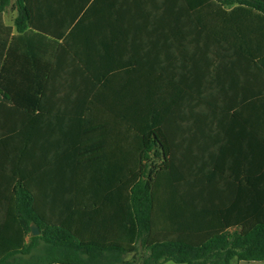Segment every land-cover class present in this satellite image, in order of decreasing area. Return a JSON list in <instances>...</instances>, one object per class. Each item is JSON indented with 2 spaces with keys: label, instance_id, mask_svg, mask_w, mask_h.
Returning a JSON list of instances; mask_svg holds the SVG:
<instances>
[{
  "label": "trees",
  "instance_id": "16d2710c",
  "mask_svg": "<svg viewBox=\"0 0 264 264\" xmlns=\"http://www.w3.org/2000/svg\"><path fill=\"white\" fill-rule=\"evenodd\" d=\"M10 3L0 0V97L9 104L0 102V264L41 241L76 255L118 254L106 264L264 262V0H133L120 4L119 17L116 4H105L114 16L103 19L101 48L69 52L82 62L119 57L121 71L131 55L149 80L147 107L72 116L38 110L42 75L65 59L89 18L36 25L18 0L14 34L3 19ZM84 68L97 79L95 66ZM241 82L251 95L258 89L263 110H186L194 99L207 107L213 94L223 102L227 83ZM68 124L71 132L61 130ZM85 220L102 221V231L86 232ZM32 224L41 235L27 243ZM86 233L100 240L87 242ZM139 244L148 255L125 260Z\"/></svg>",
  "mask_w": 264,
  "mask_h": 264
},
{
  "label": "crops",
  "instance_id": "0c3cea01",
  "mask_svg": "<svg viewBox=\"0 0 264 264\" xmlns=\"http://www.w3.org/2000/svg\"><path fill=\"white\" fill-rule=\"evenodd\" d=\"M18 0H10V5L3 12V19L7 26L13 28L14 34H17L15 28V19L18 17L19 11L17 7ZM94 0H25L26 7L30 11V17L35 20L36 25L44 24L45 20H79L85 14L89 18V21L85 22L80 30L76 32L74 38L71 39V43L68 46V52L65 53V59L59 61L57 64L58 67L54 66L51 70L46 72L43 70L41 72H46V74L42 75V80L46 84V91L42 98V106L38 110H64L65 113H69L68 116H72L78 113V110H100L102 114H104L105 110H138V108L143 107L145 110L147 107V91H146V77H140L137 75L136 67H135V59H131V55L127 60H124L122 64L128 66L126 70H119V57L116 60H113L110 64L99 63L95 61L82 62L78 58L75 57V53L78 51L92 49L91 45H95L96 50H99L100 43L104 40V22L103 19L107 17L114 16V12H110L105 10V4H116L118 6V17L120 16V4L122 2L133 1V0H100V7L98 6L92 12H87V8L93 3ZM84 10V11H81ZM76 25H72L71 32L73 27ZM52 29H55L53 27ZM113 31H115L113 29ZM120 36L116 35V38ZM112 43L115 44V34ZM130 37H128V41ZM116 46L119 48V44L121 40H117ZM131 43L135 46L136 42L133 40L132 42H128V48L131 49ZM71 45V46H70ZM76 52H69L71 49ZM72 51V50H71ZM143 52L145 54L142 62L144 65L147 63L146 59V44L144 42ZM134 53V50H133ZM21 62H17L16 65H21ZM86 64V65H84ZM43 65H46L45 63ZM95 66L96 72L98 73L97 79L90 75L84 68V66ZM42 66V65H41ZM44 67V66H42ZM105 67H117V69H113V74L104 75ZM48 73V74H47ZM39 77H33L34 82H40L41 79ZM245 76H241L239 80H244ZM22 80V76L16 77V81ZM139 84V85H138ZM232 83H227L228 86L225 87L224 92V100L223 102L218 101L217 99L220 97L222 93L213 94L212 98L210 97L208 100L207 107H203L202 109H198L195 106L197 99L192 100V107L186 110H263V108L258 104L259 101V93L258 89L256 90L255 95H251L248 93L247 84L239 83V86H233ZM139 87V88H138ZM255 97V106L249 103V98ZM143 98V102L141 100ZM138 100L140 102L138 103ZM0 102L5 103L2 97H0ZM8 104V103H5ZM197 104V103H196ZM9 105V104H8ZM199 105V104H198ZM1 110H9L6 106ZM178 110H185L179 107ZM61 128V126H60ZM118 129V125L114 124L113 129ZM73 129V124L65 125L61 130H65L66 132H71ZM48 145L53 144V140L51 136H48L46 139ZM42 145V144H41ZM111 145L114 147V143ZM117 145V144H116ZM118 146V145H117ZM112 155H115V151L112 150ZM117 155V153H116ZM2 219V218H1ZM0 224H4L2 220H0ZM102 221L97 220L94 222H90L89 220H85L86 232L93 231V226L98 228V232H101ZM33 225V224H32ZM31 225V226H32ZM91 226V229H88ZM100 228V229H99ZM85 238H87V242L96 241L98 242L100 239L98 235H96L93 239V236L88 233ZM41 235V230H40ZM39 235V236H40ZM32 234L27 237L26 242L30 241ZM44 242L41 241L39 247L34 248L31 253H18L14 258V264H69L66 262H51L48 261L52 257H57L59 259L65 258H79L82 260V264H106L105 260L113 259L118 257V254L115 252H106V251H81L79 255L67 251V250H50L44 246ZM137 252L127 253L123 256L125 260H133L134 258L141 260L148 255V251L146 248L142 247L141 244L137 245ZM5 259L3 256L0 257V260ZM172 262V261H170ZM170 262H166L163 264H168ZM175 263V262H173ZM241 263H261L264 262H244ZM177 264V263H176ZM232 264H235L233 262Z\"/></svg>",
  "mask_w": 264,
  "mask_h": 264
},
{
  "label": "water",
  "instance_id": "95a60500",
  "mask_svg": "<svg viewBox=\"0 0 264 264\" xmlns=\"http://www.w3.org/2000/svg\"><path fill=\"white\" fill-rule=\"evenodd\" d=\"M31 234H32V236H39L40 235V228L36 224H33L31 226Z\"/></svg>",
  "mask_w": 264,
  "mask_h": 264
},
{
  "label": "rangeland",
  "instance_id": "374dc122",
  "mask_svg": "<svg viewBox=\"0 0 264 264\" xmlns=\"http://www.w3.org/2000/svg\"><path fill=\"white\" fill-rule=\"evenodd\" d=\"M235 264H240L238 261H234ZM168 264H176V263H173V262H170ZM241 264H261V263H241Z\"/></svg>",
  "mask_w": 264,
  "mask_h": 264
}]
</instances>
